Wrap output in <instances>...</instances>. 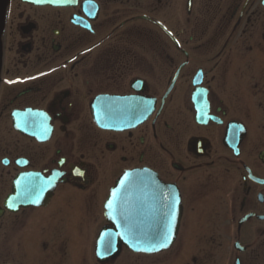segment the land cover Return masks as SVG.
Returning <instances> with one entry per match:
<instances>
[{
    "label": "flooded vegetation",
    "instance_id": "obj_1",
    "mask_svg": "<svg viewBox=\"0 0 264 264\" xmlns=\"http://www.w3.org/2000/svg\"><path fill=\"white\" fill-rule=\"evenodd\" d=\"M36 1L0 0V264H264V0ZM132 172L175 238L101 263Z\"/></svg>",
    "mask_w": 264,
    "mask_h": 264
},
{
    "label": "water",
    "instance_id": "obj_2",
    "mask_svg": "<svg viewBox=\"0 0 264 264\" xmlns=\"http://www.w3.org/2000/svg\"><path fill=\"white\" fill-rule=\"evenodd\" d=\"M111 99L108 98L107 105L110 106L112 101L117 106H123L120 99ZM94 107L96 110L97 104ZM151 110L150 104L149 113ZM95 120L102 128L121 129L125 126L124 123H116L110 119ZM151 189L155 190V194ZM161 189L155 177L146 172L128 173L116 182L104 206L105 218L110 228L104 229L97 240L95 257L99 262L114 259L119 255L121 247L135 254L147 255L158 254L170 248L177 230L178 203L166 194L164 198L158 196L157 191ZM12 199L13 194L10 201ZM22 204L25 203L22 201ZM162 244L166 246L162 247Z\"/></svg>",
    "mask_w": 264,
    "mask_h": 264
},
{
    "label": "rangeland",
    "instance_id": "obj_3",
    "mask_svg": "<svg viewBox=\"0 0 264 264\" xmlns=\"http://www.w3.org/2000/svg\"><path fill=\"white\" fill-rule=\"evenodd\" d=\"M171 253H173V252L171 251ZM171 253H166V254H163L157 258H152V260L162 259V261L165 263H169V262L172 263ZM124 256H127V258L130 260V263H141L143 260V257H138V256H134V255L129 256L128 253H123L122 256L118 259V261L116 263H128V261L125 262Z\"/></svg>",
    "mask_w": 264,
    "mask_h": 264
},
{
    "label": "snow or ice",
    "instance_id": "obj_4",
    "mask_svg": "<svg viewBox=\"0 0 264 264\" xmlns=\"http://www.w3.org/2000/svg\"><path fill=\"white\" fill-rule=\"evenodd\" d=\"M10 206H11V205H10ZM161 246H162V247H163V246H166V244H162Z\"/></svg>",
    "mask_w": 264,
    "mask_h": 264
}]
</instances>
